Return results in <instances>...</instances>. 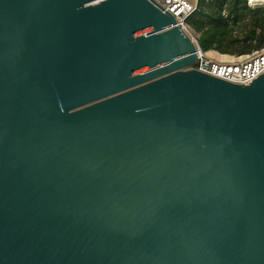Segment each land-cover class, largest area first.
Returning a JSON list of instances; mask_svg holds the SVG:
<instances>
[{"label":"water","instance_id":"95a60500","mask_svg":"<svg viewBox=\"0 0 264 264\" xmlns=\"http://www.w3.org/2000/svg\"><path fill=\"white\" fill-rule=\"evenodd\" d=\"M195 60L153 0H0V264H264V74Z\"/></svg>","mask_w":264,"mask_h":264},{"label":"trees","instance_id":"16d2710c","mask_svg":"<svg viewBox=\"0 0 264 264\" xmlns=\"http://www.w3.org/2000/svg\"><path fill=\"white\" fill-rule=\"evenodd\" d=\"M186 23L205 51L242 55L264 44V9L250 10L243 0H201Z\"/></svg>","mask_w":264,"mask_h":264},{"label":"built area","instance_id":"2783aa9c","mask_svg":"<svg viewBox=\"0 0 264 264\" xmlns=\"http://www.w3.org/2000/svg\"><path fill=\"white\" fill-rule=\"evenodd\" d=\"M171 14L176 25L191 39L195 46L196 60L186 70L195 69L214 78L238 85L251 83L264 74V44L250 53L242 55L221 54L203 50L199 45V34L186 21L200 9L201 0H153ZM250 10L264 9V0H243ZM208 0H205L207 3ZM227 57V59H223Z\"/></svg>","mask_w":264,"mask_h":264},{"label":"bare ground","instance_id":"6f19581e","mask_svg":"<svg viewBox=\"0 0 264 264\" xmlns=\"http://www.w3.org/2000/svg\"><path fill=\"white\" fill-rule=\"evenodd\" d=\"M264 2V1H263ZM223 59H227V57H223Z\"/></svg>","mask_w":264,"mask_h":264}]
</instances>
